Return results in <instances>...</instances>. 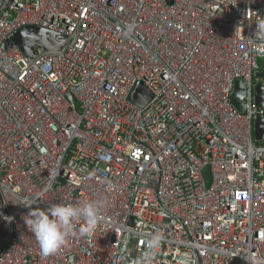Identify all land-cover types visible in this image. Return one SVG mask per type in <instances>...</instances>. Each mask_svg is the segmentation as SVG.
Here are the masks:
<instances>
[{
    "label": "built area",
    "instance_id": "obj_1",
    "mask_svg": "<svg viewBox=\"0 0 264 264\" xmlns=\"http://www.w3.org/2000/svg\"><path fill=\"white\" fill-rule=\"evenodd\" d=\"M258 20L264 0H0V264H264ZM26 25L67 40L5 49ZM41 194L106 207L44 256L22 205Z\"/></svg>",
    "mask_w": 264,
    "mask_h": 264
},
{
    "label": "clouds",
    "instance_id": "obj_2",
    "mask_svg": "<svg viewBox=\"0 0 264 264\" xmlns=\"http://www.w3.org/2000/svg\"><path fill=\"white\" fill-rule=\"evenodd\" d=\"M256 34L264 39V20L256 22ZM43 194L25 199L23 206L28 209L23 220L33 234L40 253L44 256L55 253L66 246L70 236L81 237L91 235L99 223L106 202L102 199L88 200L81 204L55 203L41 207ZM81 224L77 231V222ZM162 236L155 235L151 239L152 247L158 246Z\"/></svg>",
    "mask_w": 264,
    "mask_h": 264
},
{
    "label": "water",
    "instance_id": "obj_3",
    "mask_svg": "<svg viewBox=\"0 0 264 264\" xmlns=\"http://www.w3.org/2000/svg\"><path fill=\"white\" fill-rule=\"evenodd\" d=\"M67 37L50 29L35 25H26L15 30L4 42L3 47L10 49L18 47L25 55L33 57L36 48L41 46L45 50H58L66 42ZM257 76L264 77V72H257ZM246 85L242 79L235 82L234 91L231 94L232 104L241 112L246 111L245 103ZM152 95L142 82L137 83L131 99L139 106H144ZM255 103L258 109L264 110V88L257 85L255 88ZM254 138L256 141H264V115L258 113L254 121ZM209 168L205 169L208 181H210Z\"/></svg>",
    "mask_w": 264,
    "mask_h": 264
},
{
    "label": "trees",
    "instance_id": "obj_4",
    "mask_svg": "<svg viewBox=\"0 0 264 264\" xmlns=\"http://www.w3.org/2000/svg\"><path fill=\"white\" fill-rule=\"evenodd\" d=\"M258 144H264V141L257 142Z\"/></svg>",
    "mask_w": 264,
    "mask_h": 264
}]
</instances>
